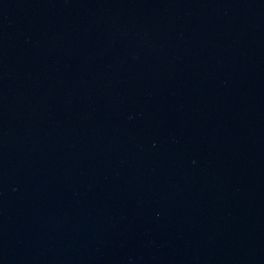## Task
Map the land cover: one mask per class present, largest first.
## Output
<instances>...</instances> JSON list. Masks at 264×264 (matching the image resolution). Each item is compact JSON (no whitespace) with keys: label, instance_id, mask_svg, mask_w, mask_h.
Returning a JSON list of instances; mask_svg holds the SVG:
<instances>
[{"label":"water","instance_id":"95a60500","mask_svg":"<svg viewBox=\"0 0 264 264\" xmlns=\"http://www.w3.org/2000/svg\"><path fill=\"white\" fill-rule=\"evenodd\" d=\"M0 264H264V0H0Z\"/></svg>","mask_w":264,"mask_h":264}]
</instances>
